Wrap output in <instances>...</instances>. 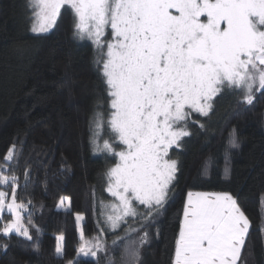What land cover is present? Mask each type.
<instances>
[{
    "label": "snow or ice",
    "instance_id": "6c2138e0",
    "mask_svg": "<svg viewBox=\"0 0 264 264\" xmlns=\"http://www.w3.org/2000/svg\"><path fill=\"white\" fill-rule=\"evenodd\" d=\"M66 6L74 18L73 38L91 40L98 49L94 63L102 64L106 85L107 119L102 110L90 118L93 152L115 158L104 174L105 190L114 202L100 201L107 228L98 223L100 231L86 237L85 216L76 213L77 257H91L95 264H142V249L151 240L149 229L178 195L179 160L170 150L184 148L193 125L207 131L193 114L208 118L225 92L239 95L237 104L246 106L254 104L257 93L264 95V0H29L30 31L37 38L49 33ZM109 28L111 39L105 41ZM102 106L101 98L96 108ZM105 124L111 135L101 145ZM241 143L233 128L224 150L225 179L232 174V150L240 149ZM20 155L13 143L0 162V214L11 216L0 225V234L10 238L14 233L33 242L38 253L42 229L32 219L35 205L18 200V190L27 189L32 176L26 167L21 185L13 168ZM200 174L208 175L207 160ZM70 203L61 197L57 209L68 214ZM93 205L95 214L94 193ZM128 218L137 226L118 235ZM250 228L238 194L189 190L171 264H243ZM109 232L114 236L110 244L103 238ZM55 239V254L62 258L65 236ZM0 247L6 250L9 244Z\"/></svg>",
    "mask_w": 264,
    "mask_h": 264
},
{
    "label": "trees",
    "instance_id": "16d2710c",
    "mask_svg": "<svg viewBox=\"0 0 264 264\" xmlns=\"http://www.w3.org/2000/svg\"><path fill=\"white\" fill-rule=\"evenodd\" d=\"M30 22L29 0H0V162L15 143L21 155L13 168L21 185L25 168L31 169L29 187L18 190V200H32L35 205L32 219L42 229L40 251H33V242L14 233L10 238L0 234V245L9 244L6 250L0 247V264H67L68 260L95 264L92 258L77 257L75 214L85 216V236H93L100 231L98 223L107 228L100 201L105 205L114 202L105 190L104 176L112 163L102 153L94 154L91 143L90 118L102 110L106 121L109 113L102 67L94 63L97 55L92 45L73 38L68 8L62 9L57 26L39 38L30 31ZM238 97L225 92L216 99L208 118L193 114L206 124L207 131L193 125V135L185 138L184 148L170 150L171 157L179 160L178 195L149 229L151 240L142 249V264H171L179 215L189 190L238 194L251 222L243 264H264V233L260 230L264 228V95L257 93L252 106L238 105ZM101 98L102 109H97ZM233 128L242 143L240 149L232 150V174L225 179L224 150ZM205 160L207 176L200 174ZM61 197L70 199L68 214L57 209ZM5 220L0 219V225ZM129 226H137L132 218L117 234L123 235ZM61 233L65 236L62 258L55 254V237ZM103 238L110 244L114 236L109 232ZM120 251L122 246L116 252L117 261Z\"/></svg>",
    "mask_w": 264,
    "mask_h": 264
},
{
    "label": "rangeland",
    "instance_id": "374dc122",
    "mask_svg": "<svg viewBox=\"0 0 264 264\" xmlns=\"http://www.w3.org/2000/svg\"><path fill=\"white\" fill-rule=\"evenodd\" d=\"M65 8H67V6H66ZM70 12H71V10L69 9V13H70ZM71 13H72V12H71ZM30 16H31L30 27H32V9H31V8H30ZM72 17H73V15H72ZM73 24H74V18H73ZM102 39L105 40V41L111 39V30H110V28L106 31V34H105L104 37H102ZM82 41H86V42H88V43H90V44L92 45L93 49H94L95 52H96L97 58H98V49L96 48L95 45H93L92 41H91V40H88V39H84V40H82ZM106 50H107V49H106V47H105V48H104V51L106 52ZM101 67H102V64H101ZM237 96H239V95H237ZM238 98H240V96H239ZM108 111H110L109 107H108ZM106 119H107V117H106ZM110 135H111V134H110V131H109V129L107 128V126H106V124H105L104 130H103V133H102V138L99 140V143L102 145V144H103V140L109 138ZM117 150H119V147L117 148ZM102 155H103L105 158L109 159V160L111 161L112 165L115 163V158H113V157H108L106 153H102ZM112 165H111V166H112ZM111 166H110V167H111ZM67 207H68V202H65V208H67ZM0 216H2L4 220H5V218L8 217V216H9L8 219H11L10 214H8L6 211H5L4 213L0 214ZM5 221H7V220H5ZM93 236H94V235H93ZM86 237H92V236H86ZM79 244H80V237H79ZM79 244H78V247H79ZM78 247H77V248H78ZM78 258H91V257L79 256Z\"/></svg>",
    "mask_w": 264,
    "mask_h": 264
},
{
    "label": "crops",
    "instance_id": "0c3cea01",
    "mask_svg": "<svg viewBox=\"0 0 264 264\" xmlns=\"http://www.w3.org/2000/svg\"><path fill=\"white\" fill-rule=\"evenodd\" d=\"M202 192H206V191H202Z\"/></svg>",
    "mask_w": 264,
    "mask_h": 264
}]
</instances>
